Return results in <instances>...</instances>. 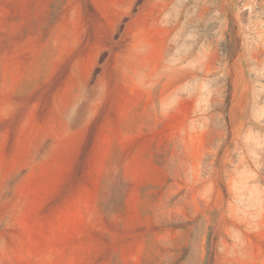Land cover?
I'll return each instance as SVG.
<instances>
[{"label": "rangeland", "instance_id": "obj_1", "mask_svg": "<svg viewBox=\"0 0 264 264\" xmlns=\"http://www.w3.org/2000/svg\"><path fill=\"white\" fill-rule=\"evenodd\" d=\"M0 264H264V0H0Z\"/></svg>", "mask_w": 264, "mask_h": 264}]
</instances>
